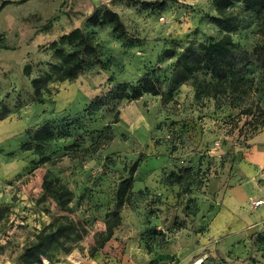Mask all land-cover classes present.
<instances>
[{
    "label": "rangeland",
    "instance_id": "374dc122",
    "mask_svg": "<svg viewBox=\"0 0 264 264\" xmlns=\"http://www.w3.org/2000/svg\"><path fill=\"white\" fill-rule=\"evenodd\" d=\"M212 2L0 0V264H41L25 249L59 224L67 229L44 241V264H264V203L251 205L264 202V70L252 56L264 46V8L243 11L238 2L229 10L238 62L251 63V92L196 100L188 81L168 94L179 67L163 52L179 54L222 34L211 22ZM99 4L144 43L87 24ZM74 29L94 38L106 66L59 82L49 46ZM145 76L157 80L160 95L106 99L117 85L136 86ZM41 77L44 101L34 103L31 81ZM44 124L54 139L42 153L53 162L37 163L40 156L21 147ZM107 126L109 142L101 138ZM181 167L188 170L175 183ZM46 173L72 193L67 208L43 195ZM119 189L132 193L120 225L91 256Z\"/></svg>",
    "mask_w": 264,
    "mask_h": 264
},
{
    "label": "trees",
    "instance_id": "16d2710c",
    "mask_svg": "<svg viewBox=\"0 0 264 264\" xmlns=\"http://www.w3.org/2000/svg\"><path fill=\"white\" fill-rule=\"evenodd\" d=\"M243 4V11H253L264 8V0H213L212 5L215 16L211 18V22L221 31V36L216 40L199 44L194 47L188 44L179 54H175L173 50H165L163 57H176L175 65L179 67L176 77L172 79L168 94H172L181 85L190 81L193 89L194 99L209 98L217 100L220 96H230L238 98L248 94L253 89V80L249 79L246 74L247 63L240 65L237 57V45L232 41L231 33L237 29L235 15L229 10L235 3ZM7 3L2 2L1 7ZM143 7H151L153 3L140 2ZM84 21L92 27L106 24L111 31L119 38L126 39L131 42L144 43V40L130 34L124 27L118 14L105 5H94L91 13L84 18ZM51 23L48 22L43 29L48 30ZM52 55L58 60L56 66L57 80L59 82L72 81L82 71L98 67L105 68L102 61L98 46L94 42V38L82 31L74 29L68 34L60 36L57 40L50 44ZM252 56L255 58L260 68L264 70V46L255 47ZM25 75L29 74L28 68L24 69ZM44 78H37L31 81V100L34 103H42L43 90L45 89ZM161 90L156 79L148 76L142 77L136 86L121 83L112 90L107 96V100L136 101L143 95L158 96ZM99 104L103 100L97 101ZM1 119V118H0ZM118 122L117 112L114 114L112 123ZM54 129L49 124H44L37 128L32 134H29L28 141L22 145V151H32L33 154L40 156L37 163L53 162L50 158L44 157L42 147L54 139ZM101 138L105 142L112 139L111 129L109 126ZM78 145V143H77ZM186 167H181L177 175H172L175 183H180L182 175L187 172ZM41 188L45 197L51 198L56 206L65 209L72 200V193L56 179L49 178L46 173L42 178ZM124 191L119 189L114 194V204L112 216L106 222L104 231L96 234L94 240L95 245L91 251V256L100 250L103 245L112 237L114 230L120 225V212L123 205L128 202L131 191L129 190L124 197ZM67 228L63 224L57 225L53 231L45 233L41 231L36 240L25 249V257L32 263L40 261L44 264L47 256V249L44 245L46 239L57 241L59 235ZM259 231H255L250 236L251 243L255 242ZM39 257V261H38Z\"/></svg>",
    "mask_w": 264,
    "mask_h": 264
},
{
    "label": "built area",
    "instance_id": "2783aa9c",
    "mask_svg": "<svg viewBox=\"0 0 264 264\" xmlns=\"http://www.w3.org/2000/svg\"><path fill=\"white\" fill-rule=\"evenodd\" d=\"M263 174H264V171H263ZM263 203L264 202H263L262 199H258V200L252 201L251 205H252L253 208H258V207L262 206Z\"/></svg>",
    "mask_w": 264,
    "mask_h": 264
},
{
    "label": "crops",
    "instance_id": "0c3cea01",
    "mask_svg": "<svg viewBox=\"0 0 264 264\" xmlns=\"http://www.w3.org/2000/svg\"><path fill=\"white\" fill-rule=\"evenodd\" d=\"M260 162L262 163V164H264V158H262L261 160H260ZM258 199H260V198H258ZM259 208V207H258Z\"/></svg>",
    "mask_w": 264,
    "mask_h": 264
}]
</instances>
